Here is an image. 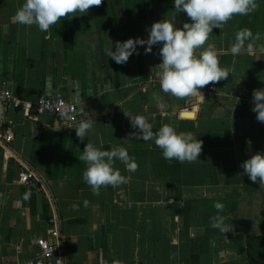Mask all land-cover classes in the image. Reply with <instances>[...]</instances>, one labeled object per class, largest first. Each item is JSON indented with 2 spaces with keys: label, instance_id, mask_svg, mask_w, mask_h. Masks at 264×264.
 <instances>
[{
  "label": "crops",
  "instance_id": "obj_1",
  "mask_svg": "<svg viewBox=\"0 0 264 264\" xmlns=\"http://www.w3.org/2000/svg\"><path fill=\"white\" fill-rule=\"evenodd\" d=\"M0 88V264H264V0H0Z\"/></svg>",
  "mask_w": 264,
  "mask_h": 264
},
{
  "label": "built area",
  "instance_id": "obj_2",
  "mask_svg": "<svg viewBox=\"0 0 264 264\" xmlns=\"http://www.w3.org/2000/svg\"><path fill=\"white\" fill-rule=\"evenodd\" d=\"M160 83L164 88L184 92L186 84L182 78L173 72H167L160 77H150L147 85ZM147 86H144V90ZM186 106H191L187 101ZM9 109L19 110L27 119L35 116L48 114L58 123L69 126H80L81 122L77 113L76 104L68 101L60 95H43L36 101L21 100L12 90L0 88V144L4 145L6 152L11 155V145L15 136L14 120L8 116ZM22 184H32L34 181H41L36 172L32 170L22 171L19 175ZM37 245L40 248V255L29 264H66L63 257H56L60 252V246L45 238H39Z\"/></svg>",
  "mask_w": 264,
  "mask_h": 264
}]
</instances>
